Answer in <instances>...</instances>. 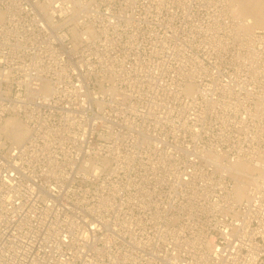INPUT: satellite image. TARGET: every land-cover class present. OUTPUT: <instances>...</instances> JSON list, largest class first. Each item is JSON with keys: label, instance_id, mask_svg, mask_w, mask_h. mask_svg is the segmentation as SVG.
<instances>
[{"label": "built area", "instance_id": "1", "mask_svg": "<svg viewBox=\"0 0 264 264\" xmlns=\"http://www.w3.org/2000/svg\"><path fill=\"white\" fill-rule=\"evenodd\" d=\"M0 12V264H264V30L231 0Z\"/></svg>", "mask_w": 264, "mask_h": 264}, {"label": "bare ground", "instance_id": "2", "mask_svg": "<svg viewBox=\"0 0 264 264\" xmlns=\"http://www.w3.org/2000/svg\"><path fill=\"white\" fill-rule=\"evenodd\" d=\"M231 8L245 18L242 26L245 30L264 28V0H231Z\"/></svg>", "mask_w": 264, "mask_h": 264}, {"label": "rangeland", "instance_id": "3", "mask_svg": "<svg viewBox=\"0 0 264 264\" xmlns=\"http://www.w3.org/2000/svg\"><path fill=\"white\" fill-rule=\"evenodd\" d=\"M235 16H238V17H242L240 14L238 15V13L234 12ZM237 14V15H236ZM260 30H264V28H259Z\"/></svg>", "mask_w": 264, "mask_h": 264}]
</instances>
